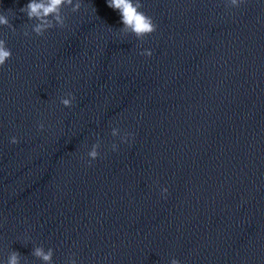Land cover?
I'll list each match as a JSON object with an SVG mask.
<instances>
[{
  "label": "water",
  "instance_id": "water-1",
  "mask_svg": "<svg viewBox=\"0 0 264 264\" xmlns=\"http://www.w3.org/2000/svg\"><path fill=\"white\" fill-rule=\"evenodd\" d=\"M26 3L0 0V259L264 264V0H142V40L106 0L38 36Z\"/></svg>",
  "mask_w": 264,
  "mask_h": 264
},
{
  "label": "clouds",
  "instance_id": "clouds-1",
  "mask_svg": "<svg viewBox=\"0 0 264 264\" xmlns=\"http://www.w3.org/2000/svg\"><path fill=\"white\" fill-rule=\"evenodd\" d=\"M83 0H27V3L20 8V12H23L28 17L29 21H35L31 27V31L36 35H43L48 29L66 26V17L62 15V9L65 5L71 8L72 12H77L82 6ZM228 7L239 8L245 0H225ZM108 7L118 13L121 27L120 32L123 34H131L138 40H142L144 37L152 34L156 31L157 25L154 22L152 16L143 11L142 0H106ZM7 12L0 11V26L13 27L10 23V19ZM27 31L24 35H28ZM12 50L7 46L6 40L0 36V66H3L11 57ZM141 55L151 56L152 50L150 48L142 49ZM72 96H64L60 98V103L65 107L72 104ZM39 128H43L44 124L40 123ZM120 133L119 127H112V135L118 136L120 142L129 143L130 138L134 137L132 132ZM10 142L16 144L19 142L17 136L10 137ZM99 144L94 143L87 151L88 163L91 164L99 155ZM112 151H118L119 145L113 142L111 145ZM161 195L165 196L168 193L167 187H161ZM53 249L49 248L47 251L37 247L34 250V255L40 257L47 264L52 262ZM20 253L17 250H13L5 261L0 259V264H20ZM67 264H77V260L70 257ZM169 264H181V262L172 258Z\"/></svg>",
  "mask_w": 264,
  "mask_h": 264
}]
</instances>
